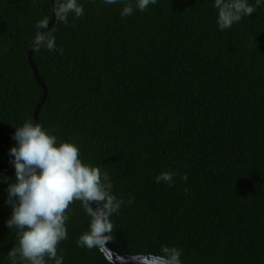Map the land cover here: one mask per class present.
<instances>
[{
  "label": "trees",
  "instance_id": "obj_1",
  "mask_svg": "<svg viewBox=\"0 0 264 264\" xmlns=\"http://www.w3.org/2000/svg\"><path fill=\"white\" fill-rule=\"evenodd\" d=\"M78 2L82 16L48 26L57 0H0V164L13 166L14 126L43 96L28 49L44 29L56 47L31 48L46 87L38 123L123 201L110 241L91 249L77 244L90 217L69 205L63 264H154L164 246L182 264H264V4L248 0L253 17L221 31L214 0H157L127 17L123 3ZM164 171L171 185L156 182ZM12 178L0 170V264L18 246L5 225Z\"/></svg>",
  "mask_w": 264,
  "mask_h": 264
},
{
  "label": "clouds",
  "instance_id": "obj_2",
  "mask_svg": "<svg viewBox=\"0 0 264 264\" xmlns=\"http://www.w3.org/2000/svg\"><path fill=\"white\" fill-rule=\"evenodd\" d=\"M104 3H123L120 14L127 17L136 10L145 11L157 0H104ZM255 4H264V0H255ZM214 7L221 31L256 10L248 0H214ZM55 13L67 23L69 14L80 17L84 8L78 0H57ZM33 43L48 50L56 47L51 35H37ZM11 138L15 143L8 153L14 167V182L6 181L4 192L5 204L11 210L5 225L16 230L18 240V246L8 252L12 264H18L17 257L28 264H47L45 257L54 264H63V256L57 255V245L67 239L65 213L74 200L82 202L90 217L88 229L78 237V246L106 247L113 229L110 218L123 203L112 194L109 177L102 175L98 167L84 163L74 143L58 140L32 120L14 126ZM173 176V172L164 171L155 180L171 185ZM183 178L186 180L187 176ZM152 260L154 264H182L181 252L176 247H162Z\"/></svg>",
  "mask_w": 264,
  "mask_h": 264
},
{
  "label": "water",
  "instance_id": "obj_3",
  "mask_svg": "<svg viewBox=\"0 0 264 264\" xmlns=\"http://www.w3.org/2000/svg\"><path fill=\"white\" fill-rule=\"evenodd\" d=\"M51 2L53 3V0H51ZM54 15H55V9H54V5H53V14H52L51 21L48 23V26L53 22L54 17H55ZM250 16L253 17V14H250ZM43 30H44V29H42L40 32H38V35H40V33H41ZM36 38H37V36L34 38V40H35ZM34 40H33V41H34ZM33 41H32V44L30 45V47H29V49H28V50H29V51H28V60H29V62H30V65H31L32 68H33L34 75H35V77H36L38 83H39V84L42 86V88H43V96L41 97L40 101L38 102V105H37V107L35 108V110H34V115H33V121L36 122V123H38L37 114H38V110H39V108H40L42 102L44 101V98H45V95H46V87H45L44 83L41 81V79H40V77H39V75H38V72H37V70H36V67L33 65L32 60H31V48H32L33 45H34ZM0 170H8V171H13V172H14V167H13V166H9V165H1V164H0Z\"/></svg>",
  "mask_w": 264,
  "mask_h": 264
}]
</instances>
